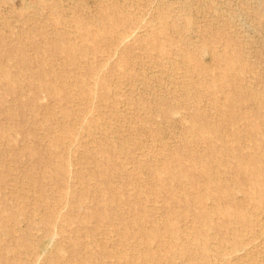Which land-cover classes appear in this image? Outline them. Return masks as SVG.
I'll return each instance as SVG.
<instances>
[{"label": "rangeland", "instance_id": "obj_1", "mask_svg": "<svg viewBox=\"0 0 264 264\" xmlns=\"http://www.w3.org/2000/svg\"><path fill=\"white\" fill-rule=\"evenodd\" d=\"M0 264H264V0H0Z\"/></svg>", "mask_w": 264, "mask_h": 264}, {"label": "bare ground", "instance_id": "obj_2", "mask_svg": "<svg viewBox=\"0 0 264 264\" xmlns=\"http://www.w3.org/2000/svg\"><path fill=\"white\" fill-rule=\"evenodd\" d=\"M262 229V228H261Z\"/></svg>", "mask_w": 264, "mask_h": 264}]
</instances>
